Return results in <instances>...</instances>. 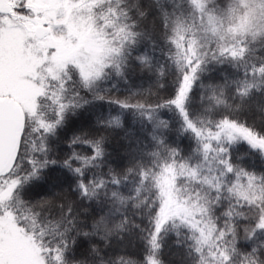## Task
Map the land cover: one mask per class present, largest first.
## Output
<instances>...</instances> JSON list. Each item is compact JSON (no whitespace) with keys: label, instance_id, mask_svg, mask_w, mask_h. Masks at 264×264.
<instances>
[{"label":"snow or ice","instance_id":"1","mask_svg":"<svg viewBox=\"0 0 264 264\" xmlns=\"http://www.w3.org/2000/svg\"><path fill=\"white\" fill-rule=\"evenodd\" d=\"M136 71L154 104L107 95ZM169 242L264 264V0H0V264H164Z\"/></svg>","mask_w":264,"mask_h":264},{"label":"trees","instance_id":"2","mask_svg":"<svg viewBox=\"0 0 264 264\" xmlns=\"http://www.w3.org/2000/svg\"><path fill=\"white\" fill-rule=\"evenodd\" d=\"M218 75H224V73H219ZM215 78V77H214ZM171 79V77H169V80ZM113 83H117V88L118 90H113L107 93V95L111 96V97H118L120 99H123L125 96L128 95V91L129 88H131V90L133 92H139L141 94V99L147 103H151L154 104L156 102V96H157V89L155 86V82L154 80H150L147 76H144L142 73H140L139 71L133 72L129 78V80L127 81V83L125 82H116L114 81ZM207 83V81H206ZM168 93L164 92V91H160L159 92V96L161 98L167 96ZM105 107H107V105H105ZM172 114L169 113L168 116H164V119H168L169 116H171ZM173 119H175V117H173ZM251 123V121H250ZM260 121L259 118H257L256 120V124L259 125ZM137 137L143 141V144L146 147H149L151 144L150 138L146 139L145 137H150V132L148 130L149 126H145V127H141V125L139 123H133L132 125ZM170 144H172L173 142L175 143H180V140L178 137H176V133H175V129H172L170 132H168L166 134V136L164 137ZM128 141L123 139L122 136H115L113 135L112 137H110L109 140V148L108 151L110 153H112V158L116 161V163H126V160H123L122 158L126 155L125 152V148L127 145ZM186 144L187 141H185L184 143L180 144V147L182 148H186ZM61 148H63V137H61ZM120 153H124L125 155L120 156ZM255 162L257 167L260 166V162L259 160H256L254 157L250 158V162ZM65 195L63 197V194L60 193V188H56L54 189V192L56 194V192L60 193L57 194L58 197L60 198H67V199H75L74 197L71 196V194L68 192L66 186H65ZM131 244L130 246H127V251L129 252H137L138 251V241L135 238V236L131 237ZM126 245H127V241H126ZM161 258L164 261V264H181V259H182V255L180 250H178L177 248H175L171 242H169L162 251L161 254Z\"/></svg>","mask_w":264,"mask_h":264},{"label":"rangeland","instance_id":"3","mask_svg":"<svg viewBox=\"0 0 264 264\" xmlns=\"http://www.w3.org/2000/svg\"><path fill=\"white\" fill-rule=\"evenodd\" d=\"M120 154H121L120 156L125 155L124 153H120ZM60 193L63 194V197H64V195H65V193H66V192H65V189H64V188H63V189L60 188ZM60 193L56 192V195H57V194H60ZM58 196H59V195H58ZM60 197H62V196H60Z\"/></svg>","mask_w":264,"mask_h":264}]
</instances>
